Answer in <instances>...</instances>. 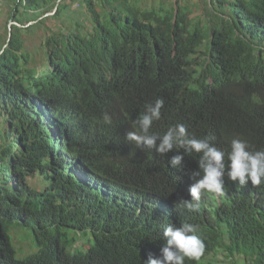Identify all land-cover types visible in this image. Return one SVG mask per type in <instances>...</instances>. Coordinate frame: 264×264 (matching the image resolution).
Returning a JSON list of instances; mask_svg holds the SVG:
<instances>
[{
	"label": "trees",
	"instance_id": "16d2710c",
	"mask_svg": "<svg viewBox=\"0 0 264 264\" xmlns=\"http://www.w3.org/2000/svg\"><path fill=\"white\" fill-rule=\"evenodd\" d=\"M6 2L0 264H264V0H213L205 26L81 0L90 28L48 34L42 70L23 34L73 1Z\"/></svg>",
	"mask_w": 264,
	"mask_h": 264
},
{
	"label": "rangeland",
	"instance_id": "374dc122",
	"mask_svg": "<svg viewBox=\"0 0 264 264\" xmlns=\"http://www.w3.org/2000/svg\"><path fill=\"white\" fill-rule=\"evenodd\" d=\"M72 1L74 3L72 8L64 11L59 21L57 22L48 21L45 23V25L42 28L40 27L35 30L33 29L31 32L28 33L24 32L23 34V41L25 43L24 47L25 50H28L31 54V63L32 65L35 64L36 66H39L40 70L44 68V65L47 60L46 56L44 55L43 44L48 34L51 35L53 33H59L61 28H64L65 31V29L66 30L70 29L71 27H74L72 25H75L76 23L79 22H81L85 26V28L87 26V29H89L91 26L89 20H86V16L83 11V8L78 7V5H80L81 3V0H72ZM131 1H135L136 3L140 4L141 7H144L146 9L154 6L156 10L160 9L162 6L165 7L166 9L173 10L177 6V4H179L182 7H187V9L190 11V18L193 19L195 23L201 22L202 26L206 25V23L209 20L210 14L215 13L214 12L215 9L213 8V6L210 5V1L212 2L213 0H131ZM224 8H227V5H225ZM10 13H11V5H9L6 2V0H0V38H1L0 44L5 40L7 34H9L7 33V30L9 32L10 25L14 23L9 18ZM32 16L34 15L32 14L28 15V17H32ZM29 26L30 24L26 23L23 28H28ZM13 30L14 29H12L11 32ZM0 125H1V120H0ZM30 184L33 187L36 186L38 184V179L32 180ZM12 237H14V235H12ZM85 241L78 238V243H77V249L84 253L88 251V246L87 247L83 246V242L85 243ZM13 245L17 250L19 247H21L24 250L25 255H28L32 252H37V249L33 242V236H31V234L27 231L26 233L24 232V235L22 236L21 239L18 240V242L14 241ZM29 246L35 248L32 249ZM19 257H21L20 254ZM213 264H229V263L223 260V255H219V257L216 258L215 261H213Z\"/></svg>",
	"mask_w": 264,
	"mask_h": 264
},
{
	"label": "water",
	"instance_id": "95a60500",
	"mask_svg": "<svg viewBox=\"0 0 264 264\" xmlns=\"http://www.w3.org/2000/svg\"><path fill=\"white\" fill-rule=\"evenodd\" d=\"M55 11H56V9H55ZM55 11L53 12V13H51V14H48V15H46L45 17H49V16H52V15H54L55 14ZM13 25H17L16 23H12L11 25H10V27H9V34H8V42L10 41V38H11V27L13 26Z\"/></svg>",
	"mask_w": 264,
	"mask_h": 264
},
{
	"label": "clouds",
	"instance_id": "9594fccd",
	"mask_svg": "<svg viewBox=\"0 0 264 264\" xmlns=\"http://www.w3.org/2000/svg\"><path fill=\"white\" fill-rule=\"evenodd\" d=\"M211 3H212V2L210 1V5H211ZM175 4H177V3H175ZM177 5H178V4H177ZM180 6H181V5H180ZM50 14H51V13H50Z\"/></svg>",
	"mask_w": 264,
	"mask_h": 264
},
{
	"label": "bare ground",
	"instance_id": "6f19581e",
	"mask_svg": "<svg viewBox=\"0 0 264 264\" xmlns=\"http://www.w3.org/2000/svg\"><path fill=\"white\" fill-rule=\"evenodd\" d=\"M185 207V206H184ZM182 211V210H181Z\"/></svg>",
	"mask_w": 264,
	"mask_h": 264
}]
</instances>
